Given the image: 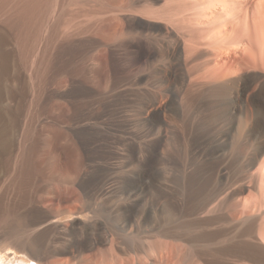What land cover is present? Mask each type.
Instances as JSON below:
<instances>
[{"label":"rangeland","instance_id":"374dc122","mask_svg":"<svg viewBox=\"0 0 264 264\" xmlns=\"http://www.w3.org/2000/svg\"><path fill=\"white\" fill-rule=\"evenodd\" d=\"M207 3L0 0V240L11 253L48 264H264V57L253 64L232 43L241 19L228 22L235 33L220 53L229 44L213 36L215 18H226L217 9L204 19ZM214 60L240 70L213 83L202 72ZM140 128L158 148L146 178L158 171L161 192L132 196L123 181L142 171ZM130 144L134 163L118 174ZM211 192L223 206L206 215Z\"/></svg>","mask_w":264,"mask_h":264},{"label":"bare ground","instance_id":"6f19581e","mask_svg":"<svg viewBox=\"0 0 264 264\" xmlns=\"http://www.w3.org/2000/svg\"><path fill=\"white\" fill-rule=\"evenodd\" d=\"M250 2V0H209V3H207V6H202V8H204V10H201L200 11H203L202 13H200L201 16H204L202 18L206 19L207 18H212V17H215L214 14H217V12L215 10H222L223 12L221 13H224V14H221V15H224V18L226 19H223L222 17H220L219 14H217V16L219 15L218 18H215V19H218L217 22H223L222 25H219L220 27H218V25H216L215 28H217V33L215 32L216 30L214 29V27L212 28L211 26V29L210 30H213L212 32V35L213 34H217L216 35H213L214 37H216L217 40H219V36L218 35H221V37H223V39L225 40V43L227 42V40H229L230 38L232 39V36H234L233 34L235 32H233L234 30L230 31L229 30V27H228V22L229 24H234V26L236 25V23L238 24L240 19L241 21L243 20L244 22V25L243 28L245 29L244 31L240 32L242 33L241 34V38L237 39L235 42H231L234 43L236 46H239L243 52H245L247 55H248V58H249V61H251L253 64H258L260 58L264 57V0H253V3L251 6H248L247 9H245V11L243 10V7L247 6L248 3ZM199 11V12H200ZM215 12V13H214ZM243 14V15H242ZM242 15V16H241ZM216 16V17H217ZM226 16V17H225ZM222 18V19H221ZM214 19V18H212ZM212 19H208L209 21V24H210V21ZM200 20V19H198ZM219 20H224V21H219ZM233 20V22L231 23V21ZM203 21V20H202ZM213 21V20H212ZM235 21V22H234ZM238 21V22H236ZM197 22V25L199 24L197 19L196 21ZM201 22V21H199ZM214 22V21H213ZM212 24H215L213 23ZM204 22H201L199 24V26H203ZM208 23V22H207ZM242 23V22H241ZM217 24V23H216ZM239 25H241L239 23ZM214 26V25H213ZM242 26V25H241ZM193 28V26H191ZM206 28V27H205ZM209 28V27H208ZM232 28V27H231ZM235 29L238 28V25L237 27H234ZM233 28V29H234ZM196 29V28H195ZM239 29V28H238ZM237 29V30H238ZM241 29V28H240ZM193 31V30H192ZM239 31V30H238ZM197 36L195 37L196 39H202L203 38H207V34L208 32L206 31V29H203V28H197L195 31H194ZM190 33V32H189ZM193 33V32H192ZM211 33V31H209V34ZM237 33V32H236ZM191 34V33H190ZM189 35V34H188ZM193 35V34H192ZM191 35V36H192ZM239 35V34H238ZM237 35V36H238ZM186 36V35H185ZM236 36V35H235ZM184 37V36H183ZM182 37V39H183ZM211 37V36H210ZM188 39H190V36L188 37ZM192 39V37H191ZM190 39V40H191ZM215 39V40H216ZM185 37H184V40L185 41ZM201 40V41H202ZM205 40V39H204ZM207 40V39H206ZM213 42V37H211V39ZM223 40V41H224ZM221 41V40H220ZM219 41V43H220ZM198 42V41H197ZM207 42V41H206ZM222 42V41H221ZM230 43L227 42L228 45L226 44H223L222 45V48L219 47V49H221V52L222 51H225V47L227 49H230ZM211 43V41H209V44ZM218 42H216L217 44ZM186 44V42H185ZM187 44H189L187 42ZM194 44V43H193ZM208 44V46H209ZM211 44H214L215 43H211ZM189 45H192V44H189ZM204 45V44H203ZM207 45V44H206ZM186 46V45H185ZM234 46V45H233ZM134 49L136 50V53L133 57V59H135L137 62L138 61H141L144 59L145 57V54L144 52L142 51V48H140L139 46H133ZM200 47V46H199ZM189 48V47H188ZM195 48V46H194ZM193 48V49H194ZM217 48V47H216ZM234 48V47H232ZM231 48V49H232ZM236 48V47H235ZM234 48V49H235ZM233 49V50H234ZM195 50V49H194ZM199 50V49H198ZM216 51V50H215ZM220 51V50H219ZM230 51V50H228ZM191 52V51H189ZM188 52V53H189ZM195 52H197L195 50ZM231 53V52H230ZM244 53V54H245ZM187 54V53H186ZM191 55V53H189ZM196 54V53H195ZM194 54V55H195ZM224 54V52H223ZM186 57H188L189 55H185ZM217 56V55H216ZM219 56H222V54H220ZM224 56V55H223ZM191 57V56H190ZM214 57V56H213ZM192 58V57H191ZM212 58V57H211ZM221 58V57H218V59ZM223 58V57H222ZM221 58V59H222ZM213 60V59H211ZM220 60V59H219ZM219 60H214V62H209L208 64L205 65L204 69H203V72H202V77H205L209 80H211V82H222L224 81L225 84L228 82V80L230 81L231 79V76H233L236 72H238L240 70V67L239 65H231V64H228L226 61H222L220 62ZM226 60V59H225ZM134 61V60H133ZM208 62V61H207ZM227 80V82L225 81ZM229 84V83H228ZM225 86V85H224ZM227 86V85H226ZM230 86V85H229ZM149 111V109H148ZM145 112V111H144ZM147 115L149 114L150 115V111L146 113ZM144 115V114H141V115H138V122L139 123H142L144 126L146 125V122H147V118L148 116L147 115ZM135 118V117H134ZM137 119V117L135 118ZM137 122V121H136ZM135 124L137 125L138 123ZM130 123V122H129ZM131 124V123H130ZM132 125V124H131ZM131 127V126H130ZM141 127V126H140ZM151 127V126H150ZM139 128V127H138ZM137 128V129H138ZM142 128V127H141ZM140 128V129H141ZM147 128V127H146ZM148 129V128H147ZM133 130V129H132ZM142 131H139L137 132L136 134V138H139L140 139V156H139V163H140V166H141V170L140 172L136 173V176L138 178H132V180H126L125 178V182L123 181L124 183V186H125V192H128V194L132 195V196H136L138 193L140 192H143L145 191L146 189H154L156 191H158L159 193L161 192V185L158 186V182H159V179H160V173L157 171V173H153L152 175H149L147 178H146V172L149 168H152V166H155L156 165V157L158 155V148L152 144H148L145 143V139L148 137V133L146 131V129H141ZM150 130V128H149ZM148 130V131H149ZM133 133V132H132ZM150 134V133H149ZM150 136V135H149ZM124 145V144H123ZM124 151H122V159L121 161L119 162V166L117 167L118 169V174L119 172H124L126 170H123L124 168L126 167H129L132 162H133V158L135 157V153L136 152V147L132 144L128 145L127 148H126V151L125 149H123ZM127 153L128 156H125L124 153ZM161 158V157H160ZM120 159V158H119ZM159 159V158H158ZM135 160V159H134ZM134 163V162H133ZM171 166L173 167L172 169H176V165L174 163L171 164ZM114 167V166H113ZM155 168V167H154ZM127 169V168H126ZM171 169V168H170ZM116 170V169H115ZM164 170V169H163ZM149 171V170H148ZM115 173H117V171H115ZM115 173L113 174V178ZM134 173V171H133ZM135 174V173H134ZM131 176V175H130ZM164 176V175H163ZM117 177V176H116ZM124 177V176H123ZM129 177V176H128ZM174 181L178 182L179 181V178L178 176H174ZM26 179V178H25ZM120 179V178H119ZM111 180V179H110ZM113 180V179H112ZM116 181V180H115ZM114 181V182H115ZM131 181V182H130ZM120 183H121V180H120ZM179 183V182H178ZM182 185L184 188H189L191 191H193L197 186L195 184V182L192 181V179H183L182 180ZM82 184V183H81ZM114 184L115 183H112L110 185V187L107 190H111L113 187H114ZM163 184V183H162ZM83 188L87 191V192H91L92 191V186L89 184V183H84L82 184ZM123 186V187H124ZM122 187V185H121ZM122 187V188H123ZM202 190V189H201ZM216 190V189H215ZM218 190V189H217ZM198 191V190H196ZM95 192V191H94ZM103 192V191H102ZM164 192V191H163ZM100 193V191H99ZM193 193V192H192ZM196 193V192H195ZM162 194V193H161ZM197 194H199L197 192ZM202 194V193H201ZM220 194H223V193H220ZM220 194L219 193H208V194H205V197H204V201H203V204H202V207H200V209L202 210V212H204L206 215L209 214L211 215L210 213L216 211V209H218L219 207L223 206L222 204V199L221 200V197H220ZM154 195V194H153ZM196 195V194H195ZM162 196V195H161ZM165 196V195H164ZM167 196V195H166ZM194 196V195H193ZM197 196V195H196ZM199 196V195H198ZM202 196V195H201ZM225 196V195H224ZM185 197V196H184ZM202 198V197H201ZM200 198V199H201ZM223 198V197H222ZM195 200V199H194ZM193 206V205H192ZM221 209V208H220ZM240 213V212H239ZM238 213V214H239ZM237 214V215H238ZM237 215H236V218H237ZM23 244V243H22ZM11 248V244L8 243L7 241H3V240H0V264H33V262L35 264H48L47 261L45 260V258H43L42 256H40L39 254H35L37 259H34L32 258L31 256H27V255H18L17 253H11V251L9 250ZM18 248V247H17ZM13 248H11L12 250ZM24 249V248H23ZM10 251V252H9ZM15 251V250H14ZM41 253V252H40ZM27 254V253H26Z\"/></svg>","mask_w":264,"mask_h":264}]
</instances>
